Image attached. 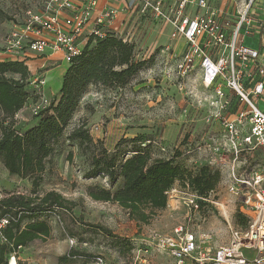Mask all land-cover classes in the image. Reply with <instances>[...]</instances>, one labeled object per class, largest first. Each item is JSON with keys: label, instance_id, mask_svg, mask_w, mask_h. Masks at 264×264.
I'll use <instances>...</instances> for the list:
<instances>
[{"label": "rangeland", "instance_id": "rangeland-1", "mask_svg": "<svg viewBox=\"0 0 264 264\" xmlns=\"http://www.w3.org/2000/svg\"><path fill=\"white\" fill-rule=\"evenodd\" d=\"M43 3L44 0H0V62L16 61L1 56L6 39L15 24L26 21L28 10L37 12ZM239 5L224 0L213 6L223 17L231 19V31L237 26ZM252 7L251 18L243 25L238 39L246 46L258 45L264 64V0H256ZM160 24L151 25L154 26L149 32L153 44L144 43L137 51L138 59L147 63L134 79L124 87L92 84L87 88L77 111L52 145L42 172L23 177L9 171L0 158V179L8 197L43 196L55 191L70 201L68 208L51 206L38 216L51 225V235L21 247L15 264H177L168 253L158 250L156 234L173 236L175 227L183 225L197 235L209 232L212 236L209 243L217 247L230 238L229 221L236 226L246 224L239 215L243 213L239 199L230 194L221 177L210 201L200 212L190 213L185 203L190 189L178 181L174 185L178 190L169 192L167 207L146 221L134 217L117 202L94 200L89 195L98 188L116 191L123 183L121 178L112 183L103 174L87 176L93 170L91 163L98 149L93 152L92 145H81L79 139L67 138L79 126L85 125L91 137L109 148L125 133L141 134L151 140L149 151L154 159L175 156L193 169L204 165L210 156V151H203L201 146L206 142L211 144L213 137L224 134L220 122L210 118L215 109L211 102L214 92L204 86L200 67L179 78L174 72L175 61L160 55L170 33V26ZM236 66L245 68L238 59ZM248 75H242L246 89L250 86ZM0 76L11 80L20 78L15 72ZM46 79L45 89L51 87L57 91L51 97L47 95L58 100L62 79L55 75ZM29 91L31 96L18 115H8L0 108V137L6 126L24 133L38 121V115L31 108L38 97L31 88ZM237 97L238 93L233 91L232 104ZM257 104L264 110V98ZM123 145L125 151L135 146L131 141ZM239 163L241 171L251 165L264 169V149L243 150ZM218 169L222 171L223 167ZM28 221L24 219L23 224ZM67 255V261H60ZM100 257L103 263L98 262Z\"/></svg>", "mask_w": 264, "mask_h": 264}, {"label": "built area", "instance_id": "built-area-1", "mask_svg": "<svg viewBox=\"0 0 264 264\" xmlns=\"http://www.w3.org/2000/svg\"><path fill=\"white\" fill-rule=\"evenodd\" d=\"M231 1L240 4L237 26L232 31L231 19L213 8L224 0H131L128 5L130 9L140 7L142 14L152 12L171 24L170 38L185 41L183 53L175 56L174 72L179 78H185L200 67L204 86L214 92L211 102L215 109L210 118L220 122L224 133L213 137L211 144L206 142L201 146L203 151H210L206 163L217 169L223 167L222 171L218 169L221 179L228 185L230 194L239 199L243 213L249 214H246V225L228 222L230 238L217 247L209 243L212 237L209 232L197 235L183 225L175 227L173 236L156 234L158 250L168 253L177 264H264V169L251 165L241 171L239 163L243 150L264 149V110L257 104L264 98L263 54L259 46H246L238 39L243 25L251 18L256 0ZM97 6L98 0H44L41 10H28L26 21L15 24L1 56L25 58L29 52L44 55L62 51L64 59L71 63L92 36L104 38L109 30L113 31L109 26L117 18L118 10L107 7L91 22ZM163 50L171 51L172 45ZM236 59L245 68L236 66ZM246 73L250 85L247 89L242 82V75ZM30 77L38 97L31 108L39 115L53 100L45 92L46 76ZM233 91L238 93L234 105L230 98ZM174 190H178L176 186ZM213 191L201 198L189 190L185 203L190 213L200 212ZM7 196L0 179V206ZM11 219L0 211L1 237ZM16 256L17 253L13 254L8 264ZM98 262L103 263V259L98 258Z\"/></svg>", "mask_w": 264, "mask_h": 264}, {"label": "trees", "instance_id": "trees-1", "mask_svg": "<svg viewBox=\"0 0 264 264\" xmlns=\"http://www.w3.org/2000/svg\"><path fill=\"white\" fill-rule=\"evenodd\" d=\"M136 56L135 43L111 30L104 38L92 36L82 53L69 63L60 88L61 97L53 99L52 104L38 115L35 125L24 133L12 126L4 127L0 137V158H3L7 169L23 177L42 172L44 161L53 149L52 145L58 141L77 111L87 88L92 84L107 88L124 87L147 63V60ZM4 72L20 74V78L14 80L0 76V108L8 115H15L30 98V88L33 91L30 71L25 62L16 60L0 62V74ZM67 138L79 139L81 145H92L93 152L98 149V153L94 152L91 163L93 170L87 174L88 177L103 174L112 183L118 178L122 179L123 185L116 191L98 188L90 191L89 195L94 200L117 202L142 221L167 207L169 192L176 182H183L197 196L205 198L221 181L220 171L207 163L193 169L175 156L154 159L149 151L151 140L141 135L121 138L110 150L102 141L91 137L85 125L76 128ZM126 141H131L134 148L125 151L123 144ZM69 202L55 191L43 196L20 195L3 199L0 211L12 219L3 230V237L0 236V264H8L13 254L18 255L21 247L35 239L50 237L51 225L38 219V216L51 206L68 208ZM199 202L204 205L203 201ZM239 215L247 224V215L241 212ZM26 218L30 221L23 224ZM102 230L111 232L105 227ZM68 257L63 256L60 261H67Z\"/></svg>", "mask_w": 264, "mask_h": 264}, {"label": "crops", "instance_id": "crops-1", "mask_svg": "<svg viewBox=\"0 0 264 264\" xmlns=\"http://www.w3.org/2000/svg\"><path fill=\"white\" fill-rule=\"evenodd\" d=\"M130 2L131 0H98V6L94 10L91 22H93L98 16H100L102 12L105 10V8L107 7L115 8L116 10H118L119 14L117 18L112 22V24H110L109 27L117 34L121 36L123 35L126 38H128L131 42L135 43L137 47V51L144 45V43L149 45L153 44V40H150L152 35H150L149 33L151 30H153L154 26L153 27L151 26L153 25V23L155 22L161 23L165 27L170 26V33L167 40L168 42L164 44V47L171 44L172 50L166 52L163 50L164 48L163 47L161 49L160 55L165 57L167 60L170 59L176 62L175 56H179L183 53L185 49V41H183V39L172 40L170 38L171 33L173 31V26H171V24L169 23L167 24L160 18L155 17V15L152 12H149L147 14H142V12L139 10L140 7L130 9L128 7ZM256 47H258V45ZM137 56H139V53H137ZM13 59L25 62V64L28 66V69L30 71V75L37 74L39 70L40 72H43L42 75L46 77L49 75L59 76L62 79V82H63L64 74L66 73L69 67V63H67V61L64 59V54L62 51L54 52V53L49 52L44 55H38L29 52V54L25 58L23 57L10 58V60ZM60 88L58 89V91L60 90ZM45 92L48 95H50V97L57 93V91H54V89H52L51 87H47L45 89ZM214 130H216V128ZM138 135L141 134L125 133V135L120 137L110 148L108 146L105 147L108 150L113 149L121 138L136 137Z\"/></svg>", "mask_w": 264, "mask_h": 264}, {"label": "bare ground", "instance_id": "bare-ground-1", "mask_svg": "<svg viewBox=\"0 0 264 264\" xmlns=\"http://www.w3.org/2000/svg\"><path fill=\"white\" fill-rule=\"evenodd\" d=\"M11 264H15L16 263V260L11 258V261H10Z\"/></svg>", "mask_w": 264, "mask_h": 264}]
</instances>
